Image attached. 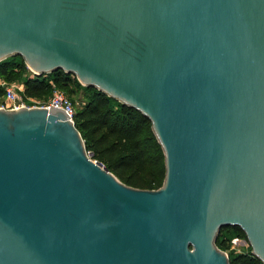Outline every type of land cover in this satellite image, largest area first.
<instances>
[{
  "label": "water",
  "instance_id": "obj_1",
  "mask_svg": "<svg viewBox=\"0 0 264 264\" xmlns=\"http://www.w3.org/2000/svg\"><path fill=\"white\" fill-rule=\"evenodd\" d=\"M145 116L157 189L121 182L58 107L0 108V264H264V0H0V61Z\"/></svg>",
  "mask_w": 264,
  "mask_h": 264
},
{
  "label": "trees",
  "instance_id": "obj_2",
  "mask_svg": "<svg viewBox=\"0 0 264 264\" xmlns=\"http://www.w3.org/2000/svg\"><path fill=\"white\" fill-rule=\"evenodd\" d=\"M0 79L6 83L21 81L23 96L39 101L48 99L53 89L62 91L69 99L81 90L84 103L74 108L72 120L92 159L126 185L142 189L161 186L163 154L151 131L150 121L139 111L120 104L95 88L82 86L74 75L62 70L34 75L19 56L0 61ZM2 94L0 88V97ZM235 237L246 240L239 227H223L216 245L221 250H228L229 240ZM227 254L229 264H262L251 254L250 247L246 252L229 251Z\"/></svg>",
  "mask_w": 264,
  "mask_h": 264
},
{
  "label": "built area",
  "instance_id": "obj_3",
  "mask_svg": "<svg viewBox=\"0 0 264 264\" xmlns=\"http://www.w3.org/2000/svg\"><path fill=\"white\" fill-rule=\"evenodd\" d=\"M50 84L53 87V83L50 82ZM0 88L3 89V94L0 97V108L17 109L20 107L29 108L35 106L46 107V108L58 107L63 109L68 114L70 119H72L73 117L74 106L71 100L62 91L58 89H53L48 99L44 101H39L36 99L24 97L22 94L23 89L21 87H18L13 83H6L2 79H0ZM234 240L238 242L239 240L242 239L235 237ZM223 251H225V253L227 254L230 251V249Z\"/></svg>",
  "mask_w": 264,
  "mask_h": 264
},
{
  "label": "rangeland",
  "instance_id": "obj_4",
  "mask_svg": "<svg viewBox=\"0 0 264 264\" xmlns=\"http://www.w3.org/2000/svg\"><path fill=\"white\" fill-rule=\"evenodd\" d=\"M14 59L18 60L19 58H14ZM12 83L23 89V84L21 81H15ZM70 99L73 101L74 108L80 107L84 103V97L81 93V90H80V92L72 95V97H70ZM240 239H242V240H239L238 242H236L234 240V238H231L229 240L228 247H229L230 251H232L233 253L246 252L249 249V245L246 244V241H244L243 238H240Z\"/></svg>",
  "mask_w": 264,
  "mask_h": 264
}]
</instances>
